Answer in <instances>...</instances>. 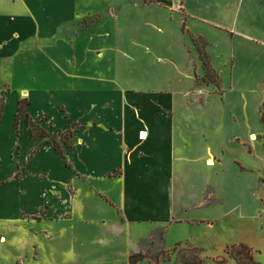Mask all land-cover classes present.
I'll list each match as a JSON object with an SVG mask.
<instances>
[{"label": "crops", "instance_id": "crops-1", "mask_svg": "<svg viewBox=\"0 0 264 264\" xmlns=\"http://www.w3.org/2000/svg\"><path fill=\"white\" fill-rule=\"evenodd\" d=\"M83 1L0 0V127L11 106L16 138L3 145L15 163L0 177V264H119L158 229L167 247L201 248L177 226L214 224L195 70L180 67V53L158 67L137 29H82L93 9ZM21 99L46 135L27 116L15 130ZM64 133L65 157L52 141Z\"/></svg>", "mask_w": 264, "mask_h": 264}, {"label": "rangeland", "instance_id": "rangeland-1", "mask_svg": "<svg viewBox=\"0 0 264 264\" xmlns=\"http://www.w3.org/2000/svg\"><path fill=\"white\" fill-rule=\"evenodd\" d=\"M85 1H91L93 9L82 29H137L138 40L157 54L158 67L180 53L181 60H175L180 67L195 70L196 81L207 93L198 115L210 127L214 152L209 154V170L203 179L213 190L207 194L204 209L214 216V224L177 226L176 235L194 234L201 248L185 243L171 246L170 239L167 244L171 247H167L164 230L158 229L140 240L138 252L147 258L134 264H156L158 258L161 264H185L177 257L178 250L188 249L185 254L192 258L194 247L201 249L206 264H236L226 250L237 243L252 247L256 259L264 264V0ZM85 1L81 4H90ZM199 46L211 62L208 68L202 61L205 74H200ZM6 88L0 85V94L6 93ZM11 117L10 106L0 127L3 178L10 175L15 163L3 146L16 140L11 136ZM56 139L59 143L70 141V135L64 133ZM18 142L23 149L30 144L22 137ZM119 249L124 252L127 246ZM119 264H131L129 257L121 256Z\"/></svg>", "mask_w": 264, "mask_h": 264}, {"label": "trees", "instance_id": "trees-1", "mask_svg": "<svg viewBox=\"0 0 264 264\" xmlns=\"http://www.w3.org/2000/svg\"><path fill=\"white\" fill-rule=\"evenodd\" d=\"M198 49H199L200 57L203 61V64L206 67L210 68L211 62H210V59H209L207 52L205 51L204 48H202L200 46L198 47ZM5 100H6V97L3 94L0 97V123L2 121V117L4 114L5 107H6ZM29 104H30V102L27 99H21L20 100V107H19L18 113L16 115L15 130H18L19 121L24 116H27L31 131L35 135H39V134L46 135V131L41 129L40 127H38V125L33 120V118L29 115V113L27 111ZM52 141H54V144H55L56 149L59 152V154L62 155L63 157H65V152L63 149H61L57 139L52 138ZM66 142L69 144V146H71V143H69L67 140H66ZM176 250H177V248H176ZM192 250L195 252V253H193L192 258H189L187 256V254H185V251H188V249L178 250L177 257L181 256L182 261L185 264H206L204 258L201 257V255H200L201 249L198 247H194ZM226 255L228 258L234 259L236 264H262L261 262H259L256 259L255 254H254V249L245 243H237V244L229 245L227 247V250H226ZM146 258H147V255L145 253H143L142 251L133 252V253H131V255L129 257V262L131 264H134V263H137V262L144 260ZM225 261H226L225 257L222 258V262H225ZM156 264H161L159 261V258H158Z\"/></svg>", "mask_w": 264, "mask_h": 264}, {"label": "bare ground", "instance_id": "bare-ground-1", "mask_svg": "<svg viewBox=\"0 0 264 264\" xmlns=\"http://www.w3.org/2000/svg\"><path fill=\"white\" fill-rule=\"evenodd\" d=\"M145 135V134H144ZM255 135H252V138L254 139ZM212 157V156H211ZM211 163H213V161L211 160Z\"/></svg>", "mask_w": 264, "mask_h": 264}, {"label": "built area", "instance_id": "built-area-1", "mask_svg": "<svg viewBox=\"0 0 264 264\" xmlns=\"http://www.w3.org/2000/svg\"><path fill=\"white\" fill-rule=\"evenodd\" d=\"M140 136H141V137H144V132H142Z\"/></svg>", "mask_w": 264, "mask_h": 264}]
</instances>
